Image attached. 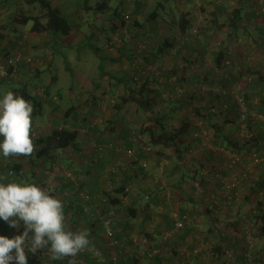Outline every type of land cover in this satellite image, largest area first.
<instances>
[{
	"label": "rangeland",
	"instance_id": "1",
	"mask_svg": "<svg viewBox=\"0 0 264 264\" xmlns=\"http://www.w3.org/2000/svg\"><path fill=\"white\" fill-rule=\"evenodd\" d=\"M104 1L108 2V10L104 14L101 13V15H98L99 13H95V7ZM136 2H146L144 5L145 7H143V4L140 5V8L137 7ZM240 2L241 0H89L86 4L84 0H58L57 3L65 14L78 15L74 18L71 17V22H73L74 25L76 23L78 25L75 30L76 34H74V37H77L76 45L68 47L58 41L59 51L55 54V57L51 55L52 51H49L50 47L48 43L46 45L47 49L43 51L44 53L35 52V55L37 54L36 56L42 57L45 62L43 61L44 63L35 66L33 69L34 71L31 72L37 73V70L44 72L40 79L43 83L40 89L45 91L46 88L50 86L51 93L58 92L62 95L67 94L70 87H73L75 92L80 90L81 82L79 79L84 78L86 86L83 85L80 93L84 94L85 97H88V94H91L95 89L91 86L94 83L100 82L99 73L104 70V68L106 73L117 78H123L127 75V79L128 76L133 75L137 79H140V82L143 77L147 76L159 78L161 86H157V89L161 90L164 96L160 101L158 109L164 108L170 110L179 107V111L175 112L176 116L180 118H193L200 129L197 138L199 140L198 143L204 148L210 146V148L204 150L209 151V149H211L213 151V149H215L217 151H225L226 148H228L231 154L237 156L236 159L242 161L240 167H246L242 172L248 173L246 181L249 182L252 175H257V178L264 176V161L260 163L255 162L256 156H264V114H261L259 110L260 107H263L264 110V91L258 88L257 92H255L251 89L250 104H245V99L250 91L248 84L254 79V73L264 74V35L256 30L258 26L264 25L262 24L264 22V0H248L247 5L245 1L242 17V20L245 22V30L242 29L239 32V39L235 38L229 40L230 31L232 30L224 29L215 31L217 27L214 28L215 26L211 24L218 16L219 24L226 21L228 15H232L233 9L239 5ZM159 3L165 4L167 11H164L163 15H161V21L157 26V31H155V23H150V21L147 20L150 18V13L157 9ZM219 5L226 9V11L219 13V10L216 8V6ZM88 7L91 9H88ZM135 7H137V11ZM116 8H119L120 11L123 12L122 14L125 20L124 26L121 27L119 25L121 20H116L118 22L117 25H119L120 29L122 28L121 31L130 28L124 35H121L120 30H117V28H115V32L112 30L114 25V22H112V15L114 14L113 10ZM19 10L27 15H42L43 13L40 5H30L27 0H0V33L5 36L4 40H11V43L14 42L13 39H19V36H17L18 32H9L12 31V29L9 30L11 17ZM185 13L191 14L189 19H191L193 25L190 31L191 34L187 39L182 36L179 26L175 24L181 20ZM137 16H139L138 19L141 21L148 22L146 25L147 30L135 27L134 23ZM246 19H248V21L252 20V22L248 23ZM32 26L33 21L29 22L27 25H18L17 27L19 31L24 33L28 38L36 39V34L31 33ZM141 30L142 33L139 34ZM150 32H157V34L151 37L149 36ZM133 33L135 35L131 38L130 36ZM28 38L24 40V43L30 40ZM42 40H40L39 36V39L36 40V43H38L37 46L43 43ZM166 40H175L178 45L174 49L169 50L168 54L162 57V60L159 61L157 66L149 67L143 56L150 57L151 53L154 52L153 49L157 47L159 43H164ZM224 42L226 43V50L228 49L229 51L228 55L230 60L227 62L225 68L220 70L215 67L214 60L216 53L221 51V45ZM0 44L2 45L1 42ZM185 46L187 47L185 48ZM10 47L12 48L11 45ZM106 49H113L117 53L119 50L115 49H120L121 59L113 60L115 59H112L114 54H109ZM114 51H112V53ZM48 52H50V56L47 54ZM107 57H109L110 60H107ZM133 58H135L134 63L132 62ZM135 63L139 67H135ZM69 68L71 70H69ZM146 68H150L151 71ZM174 72H178V76H175ZM52 76L57 77L55 85H50ZM169 76L171 80L166 83ZM205 77L207 78L206 80ZM102 84L101 92L98 93L101 94L106 90V99L116 98L112 92L109 91L108 82H103ZM124 86V83H122L121 88L124 89ZM60 94L56 93V95ZM182 99L184 106L181 109ZM229 102L235 106V118L232 115V117L227 116L225 113L222 117H219L218 115L223 113V110H228L230 108ZM211 106L213 107L212 109ZM113 107L114 105L110 106L109 113H99L100 116L102 114L105 116V120L97 122V126L103 133V136L100 138L105 137L109 142L112 141V144L122 145L119 146V152L121 153L120 158H122L121 161H125L128 157L123 153L125 148L124 143H126V141H135L137 138L138 140H136L135 143L150 147L146 145L149 143L150 137L143 131L149 122L147 123L144 115L143 117L138 115L139 112L136 111L133 105H129L124 109L119 120H114L113 115L115 116V114H113ZM196 108H199L198 110L203 115H208L210 121L199 116ZM50 110L54 111L52 108H50ZM50 110L45 109V115L43 117L45 120H48V118L49 120L51 119L49 115ZM98 117L99 116H92L91 119L95 121ZM249 119H252L254 122V127L252 129L248 128ZM108 121L114 122L112 127L111 125L107 126ZM226 125L236 129L235 134H233V132L231 133V135L233 134L234 141H236L235 143H237V146L234 148H232L230 143L223 147L220 146V143L228 134L225 132ZM217 126L223 127V129L219 130ZM253 132H256V137L258 138H253ZM84 136V133H82L80 137L84 138ZM134 136L136 137L134 138ZM129 137L131 139H129ZM214 141L218 146H215ZM248 144L251 150H249V156L244 158L242 157L244 154L241 153ZM113 146H106V148H111ZM211 146H213V149ZM106 148L103 152L106 151ZM213 153L214 152H212V154ZM150 157L153 156L151 155ZM110 163L111 167L109 169L106 166L102 169L104 174L103 177H105L107 173L109 175L112 168H116L117 166L116 161H111ZM47 168L48 170L46 171L43 169H36L37 171H34V167L24 162V170H29V172L31 171L36 174V176L25 181L36 183L42 188L49 190L51 194L54 193L57 196L60 192L58 189L62 186L58 177H66L65 180L71 179L69 175L72 171H67L63 165L59 166L53 163L47 165ZM256 168L257 172L255 171ZM77 173L81 181L85 174L82 172ZM37 177L41 180L40 183L37 182ZM229 178L230 177L224 179ZM106 180L108 179L106 178ZM80 181H77L78 185ZM131 185L136 187V184ZM242 185L239 186L240 189ZM239 187L235 189L237 196H241V194L244 193L243 190L240 192L238 191ZM86 195L84 191L81 193L82 197ZM96 203V211L101 212L103 206L98 202ZM111 211L113 210L107 207V213ZM170 212L178 213L179 210L173 209L170 210ZM109 213L107 216H109ZM112 216L116 221L113 226L116 234L118 216L117 213ZM88 218L92 221L101 217L99 214H90ZM105 218L104 216L103 220H105ZM0 222V235H5L4 232L6 230L10 232V234L13 232L9 222L3 220H0ZM104 229L105 226L99 231L103 237L100 236L101 244L108 240L107 235H104ZM138 233L140 232H134V238L139 239V237L142 236ZM14 235H16V231L9 235V237L12 238ZM123 246V249L121 246L116 247L120 251H116L117 253L114 252V254L116 253L115 258L119 264V260L126 250L125 248L130 249V251L136 249V247L127 246L124 241ZM94 248L92 244L86 247L89 252L91 249L94 250ZM238 250H241L242 254L244 253L243 249H241V244H239V247L233 248L234 254H236ZM252 253L254 254V249ZM254 257L255 256L252 255V261H254ZM76 262H78V260Z\"/></svg>",
	"mask_w": 264,
	"mask_h": 264
},
{
	"label": "crops",
	"instance_id": "2",
	"mask_svg": "<svg viewBox=\"0 0 264 264\" xmlns=\"http://www.w3.org/2000/svg\"><path fill=\"white\" fill-rule=\"evenodd\" d=\"M142 4L143 7H145L144 5L146 2H136L139 8ZM247 4L248 2L246 5ZM137 7H135L136 11ZM161 7L164 8V11H167L165 4ZM98 15H101V13ZM161 15H163V13ZM138 18L139 16L135 19L137 20ZM138 20L141 21L140 19ZM141 22L143 26H141L140 29L147 30L146 25L148 22ZM115 23L117 24L118 22L115 21ZM262 24H264V22ZM129 29L130 28H126L121 31V28L117 30H120V34L124 35ZM154 30L157 31L156 29ZM19 33L25 37V40L28 38L24 33L20 31ZM72 33L74 37V32ZM155 34H157V32H150L149 36L153 37ZM133 35L135 34H131L130 37L132 38ZM36 36V39L28 38L30 39L28 42H30L29 48L31 49L29 52H32L31 54L43 52L47 49L46 45L48 43L50 52L58 48L57 42L54 40L51 41L50 35L39 34ZM39 36L40 40L43 39V43L37 46L38 43H36V40L39 39ZM20 38L21 36H19L18 40L13 39L14 42L12 43L7 41L5 46L9 44L8 42H10L11 45L15 43L13 46H16ZM76 38L75 36L73 39L75 42L74 44H76ZM62 41L63 40H61V42ZM22 42L24 43V41ZM64 44L67 46L69 45L67 39H64ZM106 50L109 54H114L112 59H115L113 60L121 59L120 49H115L119 50L118 53L113 49ZM112 51L114 52L112 53ZM50 52L47 53L49 56ZM79 81L81 84H86L84 78H80ZM96 112H98V110H96ZM89 116L90 115H88V117ZM103 117L102 114L97 118L96 122L103 121ZM54 125L55 124L49 121L48 118L47 123H41V128L48 130L47 132H51L53 131ZM225 129V132L228 133L225 138L235 143L236 141L233 139V134H235L236 129L229 127V125H226ZM232 132L233 134L231 135ZM98 138L108 141L105 137ZM81 139L84 144L86 143V148L80 156L65 154L64 158H61L62 152L60 155L57 154L59 159L55 164L60 166L63 164V161L65 162L63 166L66 164L75 165L76 163L80 169L82 165L85 164L84 171L92 172L88 174L84 173L86 176H83L82 181L87 183V189L89 191L91 190L96 197V202L101 205V200L106 197L105 193H111V190L115 188L114 186H116V184L100 176V172L98 173V171L102 170L105 166L109 169L111 167L110 162L116 161L118 169L119 167L123 168V170L119 169L117 173L116 183L128 184L126 187V192L128 193L127 199H124V202L117 207L118 209H112L114 214L117 213L118 216L116 224L118 226L117 232L122 233L124 236L128 234L129 237L133 238L135 234H137H134V232L139 231V235L144 233L151 234L152 238L159 241V243L155 242L159 244L160 255H158V257L152 258L150 256H143V252L135 245L136 249L133 251L125 248L126 250L119 260L120 264H189L191 261L195 264H264V238L260 237L263 223L257 218L258 215L264 214V176L257 178V175H252L249 182L245 181L241 186L242 188L240 189L239 187L238 189L239 192L241 190L244 191L241 196H237L235 190L233 192L225 190L223 187L220 188V178L231 177L233 171L242 172L246 169L245 166L236 167L235 170L231 169L230 163L234 157L236 158L237 156L231 154L228 148H226L225 151L221 150L223 153L213 149V146H211L213 151L211 149H209V151L204 150L210 148V146L207 148L202 147L195 141L196 138L193 136V138L191 137L190 139V143L193 145L192 150L187 152L183 160H181V154H175L173 153V149H170L168 153L169 156L163 159L164 162L162 160L164 156H161L162 158H159L158 155L150 157L143 152L145 146L141 144L137 146V143H134L137 146L135 147L139 154L134 158L127 157L125 161H121V153L118 152V148L122 145L116 144L111 148L108 147L105 152L97 155V153H94V145L92 142L94 140L92 135L88 138L84 137ZM129 139L131 138L129 137ZM90 149H93L95 161H92V158L90 159V157L93 156L90 154ZM210 152L214 153L211 154ZM50 162L52 164V160L48 163L44 161V159L41 160L39 162L40 165H37L38 167L34 166V171H37L36 169L48 170L47 165H51ZM67 165L65 168L68 171L69 168H67ZM88 168L91 169L87 170ZM255 171L257 172V168ZM123 172L125 174H123ZM29 173L34 172H29V170L21 171V175L28 176V178L30 175ZM25 176L22 178L24 181L26 180ZM65 178L58 177L62 186L58 189L60 192L56 197L63 202L66 227L71 231H87L90 241L89 244H92L95 248L94 250H90L89 255H81V252V254L78 253L75 257H67L68 261H63L61 264H96L98 258L103 256L106 258L116 256V253L120 250L111 246V240L109 238L106 242L100 243V224H102L103 227L104 216L106 217L108 213L103 215V208L101 212H97V203L89 204L85 202V199L80 196L81 193L79 194V199L77 194L68 186V184H70L69 180L66 179V181ZM156 180H158L159 183H157ZM37 182H41L38 177ZM131 184H136V187ZM146 197H149L150 201L147 200ZM213 197H216L218 200L214 201ZM68 203H71L72 206H69ZM130 208H136L137 216L135 218L129 217ZM173 209H178L179 211H192V213L197 215L198 223L194 229L188 228L181 230L180 233L176 234L177 237L168 243L163 240V238L165 236L168 237L170 235L168 232L173 228L172 221L168 217L170 210ZM90 214H99L101 218L90 221L88 218ZM95 222L97 223V227L95 228L97 237L93 236L90 240L92 230L91 224ZM12 231H16V235L22 234L23 225H20L19 229L12 228ZM13 232H11V234ZM4 234V236L10 238V232L6 230ZM120 243L123 249V243ZM169 244L173 246L172 250ZM239 244H241V249H243L245 253L251 252L249 244L254 245V261L244 256L241 250H238L236 256H233L232 259L227 256L226 253L233 251L235 247H239ZM128 245L130 244H127V246ZM130 246L134 247L132 245ZM38 251L35 254H28L29 263L57 264V261L52 259V254L49 249L45 252ZM114 252L116 253L114 254ZM77 260L79 263H76Z\"/></svg>",
	"mask_w": 264,
	"mask_h": 264
},
{
	"label": "trees",
	"instance_id": "3",
	"mask_svg": "<svg viewBox=\"0 0 264 264\" xmlns=\"http://www.w3.org/2000/svg\"><path fill=\"white\" fill-rule=\"evenodd\" d=\"M87 4L89 0H84ZM248 2V0H241L240 4L237 5L232 12V15H228V18L226 21H224L222 24H219L218 21L219 16L214 19V21L211 23L214 28L217 27L215 31H220L224 29H230V35L229 40L231 39H239V32L244 29L245 22L242 20L243 17V7L244 3ZM27 2L32 4H38L41 6V9L43 10L42 15H34V14H23L20 10L13 14L10 20L9 30L12 29V31H9L11 33L18 32V36H21L20 40L16 43V46L10 44L11 40H4L5 36L0 33V53L8 56H12L16 52H20L24 56V61L21 63L19 62L17 64V69L14 75H11L10 79L4 80L0 84V93H4L7 91H12L17 95L22 96L26 101H29L33 107V113H32V129H31V138L33 139L34 143V151L32 154L24 156V155H17V156H10L8 158L0 157V175L7 176L9 180L17 179V180H24L22 179L25 175H21V171L24 170V161L27 162V164L31 165L32 167L40 165L39 162L44 159L47 163L52 160V163L55 164L57 160L59 159L57 154H61V158H64L65 154H74V155H81L82 152L86 148V143L84 144L82 139L80 138L81 132H84V137H89L92 135L93 137V149L94 153H97V155L102 154L105 148H103L102 151H99L98 148L100 144H103L106 146H113L116 145L115 143L112 144V141H103L100 140L98 137H102L103 133L101 132L100 128L97 126L96 120L93 121L91 119L92 116L97 115L100 116V112H108L111 105H114V113L115 116L114 120H119L122 112L126 107L129 105H133L136 109L139 116L143 117V115L146 117L145 120L149 124L146 125L145 130H143L147 135L150 137L149 143L146 145H149L152 151L154 152L155 156H159V158H162L161 156H164L162 159H164L166 156H169L168 153L170 149H173V153L181 154V160H183L187 152H190L192 150L193 145L190 143L191 137L193 136L196 138V142L199 140L197 139L199 136L200 129L197 126V124L194 122L193 118H180L179 116L175 115V112L179 111V107H176L175 109H162L158 106L160 104V101L163 98V92L161 90L157 89V86L160 85L159 78L154 77H143L141 82L140 79H137L135 76L131 75L128 76L126 79V76L123 78H117L112 75H109L108 73L102 70L99 73V83H94L91 87H93V91L91 94H88V97H85L84 94L80 93V91L83 88V85L86 86V84H81V89L77 92L74 91L73 87L69 88V92L65 95H62L58 92L51 93V87H47L44 91L42 88L43 83L40 80L43 76L44 72L37 70V73H32L31 71H34L33 69L35 66L44 63L45 60L42 59V57L36 56L35 54H31L29 50L30 42L23 43L22 41L25 40V37L19 33L18 25H27L29 22L33 21V26L31 29V33H35L36 35L44 34V35H50L51 41L54 40L55 42H58L63 40L61 44H64V39L68 41L69 45L68 47H73L74 45V37L73 33L75 34L76 27L78 26L77 23L74 25L73 22H71V17H77L78 15H68L65 14L62 8L58 5V0H27ZM110 6V5H109ZM163 3H160L157 9L153 10V12L150 13V18L148 21L150 23H155L154 29H157V26L159 25L161 19L160 15L161 12L164 13ZM216 6V8L219 10V13L222 11H226L223 7ZM108 2L104 1L98 4L97 7H95V13H102L104 14L108 10ZM87 8V7H86ZM88 9H91L88 7ZM114 14L112 15V22L113 24V32H115V28H117V24L115 23L116 20L120 19V27L124 26L125 20L123 17V12L120 11L119 8H116L113 10ZM191 16L190 13L183 14L180 21L176 22L175 24L179 26L180 32L184 38H188L191 34L190 31L193 27L191 19H189ZM246 22L251 23L252 20L248 21L246 19ZM135 27L141 28L143 26V23L139 21L138 19L135 21ZM118 25L117 29H120ZM258 32L262 35H264V25L258 26ZM142 33V30L139 32V34ZM145 34V33H144ZM52 35V36H51ZM188 35V36H187ZM138 36V35H137ZM143 36V34H142ZM7 46L5 44L7 43ZM23 43V44H21ZM58 44V43H57ZM12 46V48L10 47ZM177 42L175 40H166L158 44L157 47H155L153 50L154 52L151 53L149 56H143L145 59V62L151 66L155 67L158 65L159 61L162 60V57L166 54H168L169 50L174 49L177 46ZM226 43H222V48L219 53H216L215 56V67L223 70L227 64V62L230 60V57L228 55L229 51L226 50L225 47ZM58 48L54 49V51L51 53V55L55 56L57 52L59 51V44L57 45ZM187 46H185L186 48ZM39 57V58H38ZM109 60V58H106ZM44 61V62H43ZM132 62H135V58H133ZM135 67L137 64L135 63ZM69 70H71L69 68ZM149 71H151L149 69ZM13 72V67L10 69V74ZM175 73V72H174ZM175 76H178V72L175 73ZM254 79L250 81L248 84V88H250V91L245 99V104H250V92L251 89H253L255 92H257V89L264 91V74L262 73H254ZM164 78V77H163ZM169 78V79H168ZM167 78V81H170L171 77L169 76ZM180 78V77H179ZM207 78L205 77V80ZM139 80V81H138ZM181 80V79H179ZM57 81V77L52 76V82L50 85H55ZM95 82V81H92ZM103 82H108L109 91L112 92V94L116 97L113 99H106L107 91L104 90L101 94L98 92H101V86L103 85ZM122 83H124V89L121 88ZM107 86V85H106ZM155 86V87H153ZM38 89V91H37ZM90 90V89H89ZM39 93H37V92ZM179 102V100H178ZM50 108L54 109V111L50 110ZM184 106L183 99L181 100V109ZM230 110H223V113L219 114V117H222V115L225 113L227 116H233L235 111V106L232 105L229 102ZM86 108V109H85ZM213 107L211 106V109ZM45 109L50 110V117L51 119L49 121H52L54 123L53 131L47 132L48 130H44L41 128V123L46 122L43 117L45 115ZM180 109V110H181ZM199 108H196L197 113L199 116H202L203 119H207V121H210L208 115H203L199 110ZM85 110V111H84ZM87 110V111H86ZM98 110V112H96ZM260 113L264 114L263 107L259 108ZM54 112V113H51ZM95 112V113H94ZM211 112V110H210ZM88 115H90L88 117ZM104 116V115H103ZM191 116V115H190ZM116 117V119H115ZM89 118V119H88ZM105 116L103 117V119ZM105 120V119H104ZM229 120V119H228ZM105 122V121H104ZM114 124L113 121H108L107 126L112 127ZM59 126V127H57ZM219 127V130H222L223 127ZM254 127V122L252 119L248 120V128L252 129ZM253 138L256 137V132L252 133ZM136 136H134L135 138ZM138 140L137 138L135 141H126L124 143V147L127 149H135L140 144H137V146L134 144ZM91 142V140H90ZM89 142V143H90ZM111 143V144H110ZM232 145V148L237 146V143H233L232 141H228L226 138L223 139V141L220 143V146H226V145ZM215 146H218L216 142L214 141ZM85 146V147H84ZM136 146V147H135ZM146 147V146H145ZM90 148V147H89ZM243 149V152L241 154H244L242 157L249 156L248 153H250L249 150H251L249 144L246 145ZM108 147L106 148V150ZM93 150H91V155H94ZM212 154V152H210ZM139 153L137 152L136 155ZM92 158V159H91ZM21 159V160H20ZM77 159V158H76ZM92 161H95V157H90ZM242 159V158H241ZM192 160V159H191ZM235 158L231 161L230 167L232 170H235L236 167L241 166V164L233 165V161ZM193 161V160H192ZM65 162L63 161V164ZM51 164V162H50ZM62 164V165H63ZM67 165V164H66ZM65 165V166H66ZM135 165V163H134ZM38 167V166H37ZM67 168H70L72 170V173L76 176H78V173H91L92 171H84L85 164L82 165L81 169L78 167L75 163V165H67ZM75 169V170H74ZM91 168H88L87 170H90ZM120 170H123L122 167H119ZM118 166H116L115 171H110L109 175L108 173L105 174V179L112 181L116 184L115 188L113 189L112 193H105V198H103L101 201V205L103 206V215L107 214V207H110L111 209H118L117 207L121 205L124 202V199L128 197V193L126 192L127 183L125 184H117L116 178L118 176L119 172ZM100 172V173H99ZM196 172V171H195ZM235 171H233L234 173ZM98 173L100 176H103V170H99ZM232 173V174H233ZM28 176H25V179L28 180L31 177L36 176L35 173H29ZM123 174H125L123 172ZM33 175V176H31ZM86 176V175H85ZM70 184L68 186L72 191L77 194L78 198L79 194L83 191L86 192L88 197H92L90 200H85V202L89 204L96 203V197L93 195L91 190L89 191L87 189V183L83 182L82 180L78 178L80 181V184L78 185L75 183L72 179H68ZM68 182V183H69ZM78 185V186H76ZM220 188L223 187L222 179H220ZM56 196L54 193L52 194ZM81 196V195H80ZM82 199V198H81ZM127 199V198H126ZM218 200V199H217ZM214 200V201H217ZM69 206H72L71 203H68ZM65 211V209H64ZM109 213V212H108ZM177 214V218H175L171 212L168 214V217L171 219L173 228L168 233L171 235L170 239L166 242L170 243L172 240H174L177 236L176 234L180 233L183 229H194L196 224L198 223V217L192 211L185 210V211H179ZM189 215L191 221L187 222L184 220L185 215ZM136 215V208H130L129 211V217L135 218ZM107 217V216H106ZM260 219L261 223H263V227L261 230L260 237L264 238V214L258 215L257 217ZM182 221L183 222V228L180 229L177 233L174 232V227L176 221ZM91 224V223H90ZM105 222L103 221V227ZM97 227V223L91 224V234H90V240L93 238V236L97 237V231H95V228ZM102 224H100V228L103 229ZM175 233V234H174ZM105 229H104V235H105ZM140 237H145L149 240V244L146 246V250L143 253V256H150L152 258L158 257L160 255V249L158 247L159 244H156L155 242L159 243V241H156L155 238L151 237V234H141ZM113 236L114 239L120 241L123 243V241L127 244H130L135 247L134 237H129L128 234L126 236L122 235L120 232H116L113 228ZM166 237V236H165ZM163 238V240L165 239ZM128 238V239H127ZM162 241V240H161ZM165 242V243H166ZM111 243V242H110ZM121 244V243H120ZM170 245V244H169ZM122 246V244H121ZM137 246V245H136ZM138 247V246H137ZM139 248V247H138ZM170 248L172 250L173 246L170 245ZM49 249V247H44L43 249H40L39 251L45 252ZM140 249V248H139ZM264 249V246H263ZM44 250V251H43ZM157 250V253L154 254V251ZM38 251V252H39ZM196 252V251H195ZM81 254V251L79 252ZM29 254V253H28ZM27 254V255H28ZM229 258H233L236 254H234V251H230L226 253ZM244 256H247V253H243ZM85 255V254H81ZM89 255V254H88ZM110 258V257H108ZM57 261V264H61L63 261H68V258H62L55 260ZM76 263H79L76 262ZM29 264H37L35 262L29 263ZM189 264H195L194 262H190Z\"/></svg>",
	"mask_w": 264,
	"mask_h": 264
},
{
	"label": "clouds",
	"instance_id": "4",
	"mask_svg": "<svg viewBox=\"0 0 264 264\" xmlns=\"http://www.w3.org/2000/svg\"><path fill=\"white\" fill-rule=\"evenodd\" d=\"M32 113L31 103L22 96L12 91L0 93V157L33 153ZM0 220L12 228L23 225L22 234L0 235V264H28L27 254L46 246L54 260L75 257L90 243L87 231L67 229L62 200L36 183L9 180L4 175H0Z\"/></svg>",
	"mask_w": 264,
	"mask_h": 264
},
{
	"label": "built area",
	"instance_id": "5",
	"mask_svg": "<svg viewBox=\"0 0 264 264\" xmlns=\"http://www.w3.org/2000/svg\"><path fill=\"white\" fill-rule=\"evenodd\" d=\"M23 61H24V56L20 52H16L12 56H8V55L4 56L3 54L0 53V84L4 80L10 79L11 75H14L15 72H16L17 64L19 62L22 63ZM12 67H13V72H12V74H10V69ZM103 148H106V147L103 144H100L99 148H98V153H99V151H102ZM119 150H120V148H118V152H119ZM123 153L125 155H127L128 157H134L136 151H135V149L131 150V149L124 148ZM145 153L150 155V154H153V151H152V149L150 147H147L145 149ZM262 161H264V156L263 155L255 157V162L256 163H260ZM238 163L242 164V161H239L238 159L235 158V160L233 161L232 164L233 165H237ZM115 169L116 168L113 167L112 171H115ZM69 176L71 177V179L75 183H78L77 182L78 181V176L74 175L73 173H71ZM247 176H248V173H246V172L239 173V172L235 171L229 179L222 178L223 187L226 190H228V191H234L237 187H239L240 185H242L246 181ZM83 197L87 201L92 199V197H88L87 195L83 196ZM146 198L149 199V197H146ZM213 199L217 200L216 197H213ZM113 214H114V211H111L109 213V216H107L105 218V220H104V222H105V224H104L105 225V233H106L107 237L111 239V243H110L111 246L112 247H118V246H121V244H120V241L114 239V236H113V226L116 223L114 217L112 216ZM171 214L175 218H177V214H175L173 212ZM184 220H186L187 222H190L191 221L190 216L188 214L185 215L184 216ZM0 224H1V222H0ZM182 228H183V222L180 221V220L176 221L175 227H174V232L177 233ZM170 236L171 235L166 237L164 240L168 241L170 239ZM133 240H134L135 244L141 249V252L144 253L145 250H146V246L149 244V240L146 239L145 237H139V239L134 238ZM249 248H250L251 252L247 253V257H248L249 260H252V255H253L252 252H253V249H254V245H252V244L249 245ZM81 252H82V254H89V251L86 248L83 249ZM156 253H157V250L154 251V254H156ZM115 257L116 256H114V257L112 256V257H110V259H108V258L103 256V257L97 259L96 264H119V262H117V259Z\"/></svg>",
	"mask_w": 264,
	"mask_h": 264
}]
</instances>
